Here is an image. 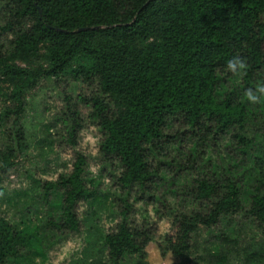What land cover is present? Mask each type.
<instances>
[{
	"label": "trees",
	"instance_id": "trees-1",
	"mask_svg": "<svg viewBox=\"0 0 264 264\" xmlns=\"http://www.w3.org/2000/svg\"><path fill=\"white\" fill-rule=\"evenodd\" d=\"M237 56L246 69L233 74L226 65ZM62 77L91 88L64 96V142L75 148L88 120L101 133L99 153L120 169L116 222L86 238L83 257L95 258L87 264L144 261L156 225L133 224L130 198L164 207L154 193L164 168L188 204L167 205L174 232L158 243L162 253L179 264H264V100L251 107L244 95L264 82V0H0V121L13 133L0 175L26 146V95ZM86 167L76 152L69 172L40 185L47 204L57 193L46 220L55 229L78 232L77 204L108 198ZM41 228L0 215V264L44 260Z\"/></svg>",
	"mask_w": 264,
	"mask_h": 264
},
{
	"label": "rangeland",
	"instance_id": "rangeland-1",
	"mask_svg": "<svg viewBox=\"0 0 264 264\" xmlns=\"http://www.w3.org/2000/svg\"><path fill=\"white\" fill-rule=\"evenodd\" d=\"M90 91L91 88H85L82 83L75 85V82L62 77L58 80L43 79L26 95L25 112L20 118L26 132V146L17 153L13 166L0 175V215H4L19 228L31 229L38 223L42 226L41 231L44 230L46 233V239L49 240L44 246L46 254L44 260L31 254L20 258L18 264H24L28 259L33 260L32 264H69L73 259H79L87 264L95 258L90 255L83 257L86 238L88 236L97 238L100 232L106 233L116 222L114 215L116 209L112 207V203L121 193L114 180L120 169L116 162L99 153L101 133L87 120L75 148L68 146L61 136L62 118L64 119L66 111L64 96L75 97L77 93L88 94ZM82 112L86 115L85 109H82ZM9 126L11 122L4 124L0 121V162L3 150L13 141V133H10ZM76 152L84 154L86 158V179H93L98 192L108 194V198L99 205L79 202L76 206L80 221L79 231L70 232L55 229L46 221L49 214L56 212L58 198L57 193H54L49 196L47 204L42 199L40 185L45 181H53L60 173L69 172ZM163 172V177L154 193L157 199L164 203V207L160 203H144L140 200L132 201L130 198V203L133 204L131 215L133 224L137 225L142 219H148L155 223L156 232L145 248V259L142 263L126 259L123 264H179V261L169 252L162 253L158 243L165 235L174 232L171 223L172 215L169 212L187 209L184 205H187L188 201L184 200L182 195L172 193L179 192L178 177H175V184H173L170 180L174 176L173 173L168 168H164ZM129 192L131 197L135 196L134 188H131ZM167 205L171 211H167ZM157 208L158 212H156ZM216 231L217 228L214 227L211 234L213 235ZM204 238H208V232L201 229L196 236L199 245ZM244 243L250 245L253 240L246 239ZM240 245L242 246L238 248L239 251L235 257L243 261L244 257L240 252L244 245L243 243ZM214 248V244H209L207 247L209 250Z\"/></svg>",
	"mask_w": 264,
	"mask_h": 264
},
{
	"label": "clouds",
	"instance_id": "clouds-1",
	"mask_svg": "<svg viewBox=\"0 0 264 264\" xmlns=\"http://www.w3.org/2000/svg\"><path fill=\"white\" fill-rule=\"evenodd\" d=\"M246 69V62L240 57H233L227 62L226 70L233 74H240ZM247 102L256 105L264 100V82L257 83L255 89L249 88L245 93Z\"/></svg>",
	"mask_w": 264,
	"mask_h": 264
}]
</instances>
